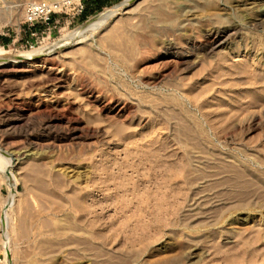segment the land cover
I'll return each instance as SVG.
<instances>
[{"label":"rangeland","instance_id":"374dc122","mask_svg":"<svg viewBox=\"0 0 264 264\" xmlns=\"http://www.w3.org/2000/svg\"><path fill=\"white\" fill-rule=\"evenodd\" d=\"M124 1L125 0H67V2L65 4H63L58 10H56V12L52 13L48 18H38L35 20H31V18H29V16H28V8L31 5L41 3V2L52 3V2H54V0H37V1H33V0H0V65H14L17 63L28 62V61H29L28 63H30V64L31 63H37L38 65H41V63L46 61L48 58L52 59V60L55 59L56 63L59 62L58 64L59 65L61 64L60 66L63 65V67H65L69 71L72 70V72H74V70L75 71L77 69L80 70V72L77 70L78 72L76 71V73H80L81 79H84L87 82V84L89 85V87L93 88V90L95 92H97V94L103 93V95H105L107 93V91H109L110 93H108L109 95L107 94L108 96L117 95V97L122 96L124 98L127 95L125 97V99L126 98H133L134 101L131 99H129V100L127 99V100L130 101L132 104H134V106L136 107L135 109H136L137 113H139L140 116L145 114V115H143V118H141L142 121L140 123H138V121H137L136 124H134L135 121H133V122L131 121L133 124L132 123L129 124V122H127V123L125 122V123H119V124H121V126H120V125H118V123L116 124V122H113L114 124H116L118 126V129L120 128V130L122 129L121 127L125 126V128L123 127L124 129H126L125 134L127 135V133H128V136H125V138L127 139V140L125 139L126 141L125 140H123V141L119 140L118 138H116L118 136H115V138H113L114 137L113 136L114 131H116V132L119 131L116 128L117 126L114 127V124L110 123V122L109 123L103 122L104 118L100 114L95 113L96 110L94 111L89 105H87L84 102L83 98H81L82 95L80 94L81 92L79 93L80 87H78V84L74 82V84H75L74 85L72 82L70 84L71 86L69 87L71 91H69V88H68L66 90V93L68 91L67 94L70 95V96L69 95L68 96L73 101L76 100L75 106H74L76 108L75 111L79 112V113L77 112V115L80 114V116L79 115L78 116L80 118L82 117L81 119L84 121V123L87 124V122H88L87 125L88 126L90 125L91 128H100V129L107 130V131L111 130L112 128H116V130L112 129L113 131L111 130V133L109 135H107L110 138L113 136L112 137L113 139L109 140V144H108V142H104L106 145L104 143H101L96 147L92 146L93 147L92 148L89 144L90 143L89 138H82V139H78L75 137L73 138V136L70 137L69 136L70 134L68 132L66 133L64 130L55 129V131H54V129L49 128V126L48 127L45 126L46 124L44 125V115L42 114V111H41L42 109L36 108L37 107L36 103L38 101L35 99V95H34L37 93V90L40 88V86L37 85V84H39V81L41 79V78L38 79L39 74L41 77V74L43 75V73L37 72V73L30 75L29 77H23V78L22 77H15V78L14 77H10V78L7 77V78H5L6 81L8 80V82H4V83L6 85H8V88L10 87L11 89L10 90L8 89L4 93L3 91H1V88H0V108L1 107L3 108V109L1 108L0 111L7 112V113L9 112V114L11 113L10 115L13 117L12 119H14L16 122L15 125L19 126L22 124V122L24 123L25 120H26V123H25V126H24V124H22V126H20L21 128L18 126L15 127L14 125L9 126L11 122L7 121V123H6V120L3 118L4 119V121H3L2 117L0 116V137L2 136V134L4 135V133H5V135L2 137L7 138V140L10 139V140H8V142L12 143V145H14L13 147L18 146V147H16V149H18L21 146L20 147L21 149L19 148L18 150H23L25 148L24 149L25 151L23 150L20 152H26V150H27L26 148L30 149L31 144L34 142L40 143L41 145H42V143L47 144L49 147L47 145H42V146H44L43 149L45 148L44 150H46L47 152L49 151L50 155L51 154H54V155L57 154V155H59V157L55 155L54 158H56V157H58V158L55 160H54V158L51 159V160H53V162L52 161L48 162V160H46V162L49 164L48 165V164H46V162L44 160H41L37 157L34 158L33 156H30L29 154L22 155L20 157L21 158L20 159L21 161H20V160H16V158L14 156H9L8 154L3 155L1 153L2 156L5 157V159L9 161V163H7L5 168L1 171L0 178L3 175H5L7 172H9L10 170L13 171V173L15 175V179H13L10 184L11 185L15 184L14 189L16 191V196L14 198V202H13L12 206H10V208H8L7 205H8V201H9V197H10V187L5 182H3L0 185V264H23L24 261H26V258H27V260L30 258H33V257L39 258L40 255L38 256V254L41 252L40 249H42V250H43V248L48 249L51 246V245L47 246L46 244L43 245L41 243V242H44V240H46V236L48 238L50 237L49 238L50 240H53L55 237L54 240L57 242L56 235L54 236V235H52V232H50V230L51 229L53 230V228H50V230H49V226H51L53 224V226H51V227L55 228V225H54L55 222L54 221H58L63 217H59V219H58V217L57 218H52V217L50 218V216L48 217V215L52 211V210L50 211V209H52V207L54 209H55V207H56V209L61 208V207L63 209L66 208L65 211L68 212V214L66 212V214H67L66 217L67 218L69 217L68 219H69V222L71 224L70 223H69L70 225L67 224L66 228H64V230H63L64 232H67L66 234L63 232V234L66 235V237H64L65 235L63 236V238H64L63 243L65 242V244H67V245H66V247L63 245L64 252H62L61 254L60 253L54 254L55 251H53V250L54 249L57 250V247L55 248V245H54L55 241H53L52 246H51L52 248L50 247L51 249L49 248V250L45 249L47 251V254L45 253L46 255L44 254V256H47L46 257L47 259H45V257L42 259V256H43L42 255V256H40L41 257L40 259H42V261H40V259H39V263L41 262L42 264H44V262L47 261L45 264H89V263H86V259H84L82 257L80 259V256H78V254L75 250L76 247H74V246H76L77 241H79V242L81 241V242H83V244L85 241L87 242V245L86 244L83 245V248L85 250L89 251V249H91L90 251L92 252L96 248V249H99L102 254H103V252L105 253V251L107 250L106 254L108 253V254L112 255L114 258H116V256L121 257L120 256L121 253H123L122 255H124L125 252H127L126 251L127 249L125 247H123L124 246V242H123L124 240H122V239H120L117 242H113V244H110V245H104L103 243H101L102 241H100V240L99 241L98 240L97 241L92 240V238H90V237H94L96 232H98L97 228H94V227L92 228V225L95 222V219L93 217H89V218L86 217L87 219L86 218H80V217H83L82 214H84V216H85V212H80L81 213L80 214L79 212H77L78 210L76 208L73 210V207L75 204H73L72 202H74V203L77 202L78 204H80L83 202L82 197L83 198L87 197V199H84L86 201V204H85L86 207L90 206V204H93V203L99 204L100 201H103L102 200L103 199L102 198L103 192H101V189H99V188L101 187L102 189H104V185L102 183H103L105 177H104V175H102L104 178L102 176L98 177L96 174H94V172H95L96 168L98 167V165L100 166V161L103 159L102 155H103V157L105 156V154H103L104 152H106V154H108V155H111L110 158L113 160L114 154L116 156V154L118 153L117 155H119V157L121 158L123 156V154H122L123 151H125L126 149H127V151H129L130 149H131L130 151H133L132 150V149H134L133 146L141 145V143L144 142V143H142L143 145H141L142 148H140V149H143L145 147L143 150H146V151H149L148 149L153 150V149H155L153 147L157 148V147H159V145H160V147L166 146L168 149L167 151L170 150L169 154L172 155L171 152L173 153V155L171 157L172 162L175 161V164H177L179 166L178 169L180 167H182L181 169H179V171L180 170L182 171V169L184 167H186L187 162L189 163V160H187L188 156H185L184 153L187 155V153H190L193 151L191 153L192 156H194L196 154L194 157H198V158L203 157L204 159L206 158V160L208 159V156L210 157L211 155H212V157L215 156V157H213L214 160L217 159L216 156L219 157V159H217V161L226 164V166L225 167L220 166V168L217 167L220 170L215 169L214 170L215 173H216V171L217 172L219 171L216 174H220V172H223L222 170H224V172L226 171V173H228V172L230 173L234 170L236 164H240V163L244 164L245 163L247 166L244 164V167L246 166L245 168L249 172L252 171V172H250L251 175L253 174V177L251 176V178H253V179H249L250 176L245 177L246 179L248 178V180H251V181L253 180V183H254L253 185H255V178H257L256 176H258V179H260L262 177L261 179L264 180V55H263L264 54V49H263L264 46L262 48V45L264 44V41H263L264 32H262V31H264V30H261V28H258V29L254 28V27L251 28V26L249 25L250 21L257 20L256 18H257L258 13H256V12L259 9H262L264 7V0H244V1H248V3L253 2V5H252L253 7L251 6V8H252V9H250L251 11L250 10H246V11L245 10H241V11L237 10L238 12L237 11L235 12V10H233V8L229 7L230 4L227 3L228 0H219V1L216 0V3L218 4L219 8L222 7V9L225 10L224 13L227 11V13L230 14V15L228 14L230 16V17L228 16V18L229 19L232 18V20H236L240 24L241 30H240L239 37H235L234 40L231 39L232 42H231V40L229 42V44H230L229 46H230L231 50H227V49L222 48L221 50H218L217 52H215V54H213L214 56L211 55V56L206 57L203 61L204 63H201L202 61L194 60L196 58V57H194L193 58L194 64L188 70L187 69L185 70V67L181 68L182 67L181 66L177 69L178 72H176V74H175V76H177L176 78H173V79L172 78H168V79L166 78V80L164 78L162 80L163 82L161 81L156 86L150 85L151 87H149V85L145 86L147 84H143V82H141L136 76L135 77L138 80H136L134 78V70L132 69L133 68L132 63H133V60L135 58L134 57L135 55H133L131 51H130L131 54L127 53V51L129 52L130 48L126 43L125 36L123 34L125 33V35H126V32L128 30L132 29L131 28L132 26L134 28L135 24H136L135 30H140V28H142V26H144V25L140 26L142 24V21H144V20L146 21V19L147 20L153 19L152 20L153 23H151V24L149 23V26L152 25V28H154L153 31H155V33H157V34L159 33V35H157L158 37L163 36V34H161V33H164L162 31V28L164 26L163 25L164 21L166 23L167 20L173 15V13L176 12V9L180 10L181 7L183 8L182 3L186 4V2H190V0H188V1L184 0L185 2H183L182 0H169V1L165 0V1H163L165 3V4L163 3V5H161L162 1H160V0H130L129 5L123 9H121L114 16L115 18H112V20H110V22H109V25L113 24L112 26L115 25L114 23L118 22L119 24L116 23L117 24V26L115 25L116 27H118V26L120 27V26L124 25V27H120V28L118 27L120 29V31H119V29H117L119 32H116L117 33L116 36L118 35V33H120V35H118V37H120L122 34L123 35V36H121L122 38L120 37V39H119L117 37V39L114 40L110 44L105 41L104 34H103L105 32V29L107 28V26H105L102 30L98 31L97 33H94L91 35L86 34V37L83 38L81 41L75 36V33L85 23L92 20L93 17L94 18L97 17L100 13L104 12L105 10L110 9L112 7H115ZM241 1H243V0H241ZM81 4L84 7V10L82 12H80V5ZM87 7L89 8L88 11H86ZM99 7H101V8H99ZM225 8H228V9H225ZM231 9L234 12L231 11ZM243 11H245V12H243ZM166 13H167V15H166ZM168 14H170V17H168L169 16ZM231 14H233V16ZM236 14H237V16L238 15L239 16L237 17ZM240 14H241V16H240ZM154 15L155 16L159 15V16L155 17ZM242 15L244 16V18ZM166 17H168V18H166ZM202 17L203 16H200L198 18V20H196V22L194 21V24H192L188 28V29H190V30H188V32L193 34L195 37H197V35H200V32H199L200 30L205 29V27L208 28L210 26L211 22L213 24V21H211L209 23V21L207 22L206 19L202 18ZM239 17H241V18H239ZM156 18H158V19H156ZM162 18H166V19L162 20ZM240 20L241 21L243 20V21L241 22ZM156 21H157V23L162 22L161 23L162 25L160 23L158 25L156 23ZM202 21H204V22H202ZM111 22H112V24H110ZM123 22L125 24H123ZM197 22L200 25L197 24ZM205 22H207V23L204 24ZM145 23H143V24H145ZM244 23H245V25H244ZM132 24H134V25H132ZM153 24L154 25L157 24V25L153 26ZM201 24H203L205 26L204 27L202 26L203 28H201ZM128 25H129V27L127 28ZM247 25H249V27H247ZM194 26H196V27H194ZM121 28H123V29L121 30ZM196 28H198V29L194 31L193 29H196ZM155 29H157V30H155ZM191 29L193 30L194 33L192 32ZM249 29H251V30H249ZM247 30L249 31L248 33H247ZM197 32H198V34H197ZM254 32H255V34H254ZM173 33H174V30H173ZM175 33L173 34L174 36H176L175 42H176V40L179 39L176 42V44L177 45L179 44V46H181V45L184 46L183 40L181 39L182 38L181 33L180 32H175ZM246 33L248 35L250 34L249 38H248V35ZM252 33H253V35H255L254 36L255 39L257 38L258 41L253 38ZM102 35H103V37H102ZM121 39L125 40L124 42L126 44ZM259 39H261V40H259ZM180 40L182 41L181 43H179ZM256 41L259 43L257 44ZM253 42H255L257 45H260V46H258L259 50H260L259 52H257L256 50L254 51L253 44H255V43H253ZM109 45L113 47L112 50H111V47H109ZM247 45H249V48L252 46L250 48L251 50L248 49V47H246ZM114 47H117V54H115L116 51H115ZM231 47L232 48L234 47L235 49L234 48L232 49ZM83 50H87L89 52H92V55L95 54V58L96 57L98 58V60L96 59L97 64L99 63L98 65L96 64V66L98 67L97 69H96V67H95V69H93L92 67L88 66V67H86L87 68L86 71H84L85 65L83 66V64H86V63L88 64V61H87L86 57L81 55L82 54L81 51H83ZM109 50H111L112 53H109L110 52ZM130 55H133V56L130 57ZM124 60L126 62L129 61L132 63L123 62ZM223 61H225V63ZM218 63H220V65L224 64V67L226 69L224 67L223 68L227 71H230V72H232V69L234 72V71H236V69L237 70H239V69H242V70L246 69L247 70V68H248L249 70L257 69V71H258L257 74L261 73V75H259L260 78H257V79H253L251 77L245 78V77H247V75L243 74V73H240L241 75H239V77L237 76L238 78L237 77L233 78L232 76H231L232 78H228V77L213 78V77L217 76V73L215 70L217 69V67H219ZM129 64H130V66H129ZM215 64L217 66H215ZM225 64L229 67L227 68L225 66ZM78 65H80V66H78ZM100 65H102V66H100ZM208 65H209L208 68L211 71L207 68ZM241 65L244 66V69H243V66L241 67ZM77 66L80 68H77ZM131 66H132V68L130 69ZM99 67H100V71H98V72L104 71L103 74H101V75L97 72V70H99ZM245 67H247V68H245ZM72 68H74V69H72ZM214 68H216V69L214 70ZM229 68H231V70H229ZM130 70L132 71V73ZM203 70H205V72L207 70L206 73L208 75L204 74V73H203V75L202 74L200 75V73H202L201 71H203ZM242 70H240L239 72H241ZM251 71H250V73L253 74ZM81 72H83V73H81ZM96 72H97V74H96ZM226 73H228V72H226ZM82 74H84V75H82ZM242 74L244 75V77L242 76ZM80 75H77L78 77L75 76L74 78L79 79ZM74 78H73V81H75ZM0 79L5 80L1 76H0ZM32 79H33V81L31 82ZM1 80H0V82H2ZM253 80L255 82H253ZM34 81L37 83L35 84ZM256 81H258V82H256ZM28 85H29V87H28ZM90 85H92L93 87ZM172 85L174 87H175V85H178L177 86L178 90H180V91L183 90V93H182V91L180 92V91L176 90L177 87L174 88ZM34 86H36L37 88ZM74 86H76V87H74ZM96 88L99 90H97ZM173 88H174V90H172ZM16 89H19V90L16 91ZM206 89L208 91H206ZM20 90H21V94H19ZM118 91H120L122 94H120V92H118ZM176 91H177V93H175ZM2 92L4 94H2ZM7 92L9 95L7 94ZM9 92H11L12 94H10ZM33 92H34V94H33ZM116 92H118V93H116ZM75 93L78 94L76 96L77 99L74 96ZM201 93H202V95H201ZM16 94H18L20 97L17 96ZM30 94H33V96L31 97ZM15 96L17 98H15ZM249 96H251V97H249ZM72 97H74V98H72ZM117 97H114V98H117ZM121 98H117V99H121ZM251 98H252V100L254 99L253 101L251 100L253 108L250 104ZM29 102L31 104H29ZM33 103H35V105ZM136 103L137 104L139 103L138 104L139 106ZM16 104H17V106H16ZM249 105H250V107H249ZM141 106L142 107L144 106V107L142 108ZM22 108H24V109H22ZM141 109H143L144 111H142ZM240 109H242V110H240ZM15 110L16 111L17 110L23 111L26 114V116L28 117V119H24V121H22L23 120L22 118L16 120L15 117H17V116H15V113H16ZM35 110H36V113H34ZM37 110H39L41 112H38V114H37ZM175 110L178 111V114ZM238 110H240V111H238ZM172 111H175V112H172ZM163 112H165V113H163ZM179 112H181L182 115ZM31 113L32 114L34 113L33 117H31V115H32ZM158 113H160V114H158ZM171 113H173V114H171ZM29 114H30V117H29ZM35 114L37 115V118H36ZM39 114H40V116L42 115L41 116L42 118L39 116ZM169 114H171V115H169ZM179 114L181 115L180 118L176 117V119H175V117H173V118L171 117V116H177V115L179 116ZM159 115H162V116L160 117ZM232 116H233V119H232ZM167 117H168V119H167ZM29 118H31V120ZM91 118L92 119L94 118L95 122H92L94 120H91ZM159 118L162 120H160ZM32 119L34 122H32ZM42 119H43V121H41ZM28 122H29V124H28ZM99 122L102 123L103 125L100 124ZM187 122H189V123L187 124ZM194 122H195V124L197 123V125L193 124ZM198 122H200V123L198 124ZM104 123L106 124V126H104L105 125ZM26 124H28V125H26ZM109 124H111L112 126H110ZM126 124H128V127ZM189 124L190 125L192 124V126H190ZM200 124H202V126ZM93 125H94V127H93ZM97 125H98V127H97ZM101 125L103 127H105L106 129L103 128ZM129 125H131V126H129ZM136 125L138 128L136 127ZM185 125H187L188 127L190 126L189 129L187 128V126L185 128ZM193 125L196 126L197 128L202 127V129L198 128L199 132H201V133H198L200 135H197V133H196L197 128L194 127ZM6 126H7V129H6ZM173 126H174V128L176 127L174 130L172 129ZM205 126H206V129H205ZM211 126H212V128H216V129L210 128ZM219 126H221V127L219 128ZM223 126L225 127L224 128L225 131L227 130V128L228 129L230 128V129L227 130L226 132H224V130H223V132H224L223 133L222 132ZM8 127H10V128H8ZM132 127H133V129H131ZM182 127H184V128H182ZM153 128H154V130H151ZM217 128L219 131H217ZM49 129H50V132H49ZM127 129H128V131H127ZM130 129L132 130V132ZM170 129H171V131H170ZM176 129H178V130H176ZM179 129L181 132L185 130L184 131L185 135L181 134ZM181 129H183V130H181ZM220 129H221V131H220ZM156 130H158V131L160 130V132H155ZM175 130L178 131V135L180 134L179 138H177V141H176L177 135L175 136V134H177V133H175L176 132ZM189 130L191 131V133ZM192 130L194 131L193 135H192ZM205 130H207V131H205ZM153 131L155 132L154 134H153ZM172 131L174 132V134ZM216 131L219 132V134L216 133ZM149 132H151V133H149ZM220 132H222V133H220ZM187 133H188V135H187ZM195 133H196V137L194 136ZM214 133L218 134V136H217L218 139L215 138L216 134H214ZM220 134H222V135H220ZM224 134L227 135L226 138H224L225 137ZM45 135H47V136H45ZM121 135L123 136V134H121ZM129 135H130V138L128 139ZM148 135L151 137V140L149 138H147ZM155 135H156V137H155ZM186 135H187L188 139H186L187 138ZM207 135H209L208 137H210L212 140L208 141L210 138H208ZM214 135H215V137H214ZM180 136H182L181 139H180ZM183 136H185L186 138ZM189 136L192 138H189ZM198 136H199V138H198ZM200 136L202 138H200ZM221 136H224V137H222L223 141L221 140ZM121 137H119V138L121 139ZM174 138H175V140H174ZM182 138L184 139V141H186V143L191 142V143H189L190 146H189V144H186L182 140ZM207 138H208V140L205 141V139H207ZM143 139H144V141H143ZM152 139H154V140H152ZM155 139L157 140L159 145L155 144L154 146H152L150 148V144L148 143V141H155L156 142ZM189 139H192L193 141H191ZM196 139L199 141V143ZM214 139H216V140L214 141ZM219 139H220V141H219ZM137 140H141L142 142L140 143ZM178 140H179V142H178ZM203 140L205 141V143ZM47 141L49 144L47 143ZM49 141L52 144L54 143V145H52ZM84 141H85V144H84ZM133 141L134 142L136 141V142L134 143ZM145 141H147V142H145ZM201 141L203 142V144L201 143V145L204 148L201 145H200V147H202V151L204 150L203 151L204 153L200 150L201 148L199 147V144ZM111 142H114V143L112 144ZM126 142L129 144L131 142L132 145L130 144V146H128V144H126V146H125ZM206 142H208V143L210 142V145H208V143H206ZM180 143H181V145H180ZM87 144L89 147L86 146ZM163 144H165V145H163ZM100 145H102V146H100ZM145 145H148V146H145ZM179 145L181 148L179 147ZM182 145L184 148H182ZM211 145H212V147H211ZM52 146H54V147H52ZM83 146H85V147H83ZM186 146L188 147L187 149H186ZM207 146L210 148H213V150L212 149H210L211 151L209 149L207 150V148H208ZM86 147H88L89 149L88 148L86 149ZM125 147H127V148L125 149ZM139 147L140 146H135L134 151H143V150H139ZM195 147H196V150H195ZM50 148H51V150H50ZM193 148L195 151L193 150ZM205 148H206L207 152H205L206 151ZM90 149L93 151H91ZM189 149H190V152H189ZM53 150L55 152H53ZM82 150H83V152H82ZM199 150H200V152H199ZM57 152L58 153L60 152V153L58 154ZM196 152H198V153H196ZM206 153H207V156L204 157L203 154H206ZM98 155H100V156H98ZM28 156H29V158H28ZM112 156H113V158H112ZM182 158H184V159H182ZM209 159L211 161L213 160L211 157ZM233 159L235 162L234 161L231 162V160H233ZM237 159H239V160H237ZM120 160L115 161V162H121ZM185 160H187V161H185ZM221 160H223V161H221ZM237 161H239L240 163ZM41 162H42V164H41ZM43 163L46 164V166ZM182 163H184V164H182ZM227 164H229V166ZM52 165H54L56 167L68 168V175L64 176L62 174H58V172H57L58 169L52 170V173L54 172L52 175L49 174V173H51ZM223 167H224V169H223ZM48 168L49 169L51 168V169L48 170ZM77 168H81V170L89 172V176H87L88 179H84L83 182L80 179L76 181L75 176H77V175H73L74 172H72L71 170H73V169L76 170ZM230 168L232 170H230ZM248 168L251 170H249ZM186 169H185V172H186ZM179 171H178V173H179ZM182 172L180 174L176 173V175L178 174V176L175 175L173 178L174 182H172V184H174L175 188L173 185H172V187L174 189H178V187H179V189H180V187L182 186L181 187L182 191H185L186 194H188V196L186 195L187 196L186 200H188L189 195L192 194L191 191L193 190V188L199 189L200 184L199 185L197 184L198 187L196 185L195 187H192V188L190 187L192 190H188L187 188L189 186L185 187L186 186V183H185L186 179H185V181H183L184 177H186L187 172L186 173L185 172L182 173ZM55 173L57 174V176L59 175L60 178L57 176L54 177ZM179 175L183 176V177H181L183 180L180 178ZM52 176L54 178H52ZM216 176H219V175H216ZM177 177H178V179H177ZM97 178H99V179H97ZM175 178H176V180H175ZM57 179L59 181H57ZM178 181H179L180 185L177 184ZM246 181L247 180H245V182ZM60 182H62L61 185H59ZM78 182H79V184H76ZM100 182H102V183H100ZM247 182H249V181H247ZM57 185H59L60 187L62 186V187L59 188V186H57ZM256 185H255V187H256ZM76 186H78L79 188ZM83 187H84V189H82ZM252 188H253V186H252ZM80 189H82L83 191L81 192ZM185 189H187V190H185ZM75 191L80 192V193H75ZM72 192H74L75 194ZM86 192H88V193L86 194ZM64 193H66V194L68 193V194L66 195ZM83 193H84V196H83ZM70 194H71V196H70ZM78 195L81 197L79 199V200H82L81 202L77 199ZM72 197H74V198H72ZM68 198H70V199H68ZM62 199L64 200V204H63ZM59 200H61L62 202ZM74 200H76V201H74ZM186 200H185V202L187 203V205L185 202L183 203L184 200L181 201L183 203V205L180 207V210H182V211L179 210L178 214L175 213L174 216L170 217L171 219L169 221L171 223L168 221L165 222L166 224L164 225L163 233L160 236H156L153 240H151V242H150L151 244L148 246L147 251L145 252V254H143V256L140 259L141 260L140 264H143V263L144 264H148V263H150V264L151 263H158V264L160 263L161 264V263H164L165 261H171L172 262L171 264H231L230 262H232L233 260H231L229 258H228L229 261L224 260L225 255H226V254L224 255V251L228 250L227 248H230L233 245L232 243L234 242V240L237 239L238 234L241 233L242 236H244V237H251V236H253L252 232H251V234L249 233L251 231V228L252 229L255 228L254 230H252L254 232L256 230V228L260 229L262 226H264L263 225L264 224V221H263L264 218H262V217H264V212H262L263 215L262 214L259 215V213H256V214L253 212L247 213V211H246V213L244 212L245 214L243 213L241 215L240 214L238 215L239 219H245L248 216H244V215H246V214L249 215V219L247 221L244 220L246 222L244 225L238 226L236 224V223H240V222H234L233 224L230 225V228H233L235 230H236V228H235L236 225L238 228V230H236L235 232L232 229L231 232L235 233L233 235L227 236L226 235V232H227L226 229L222 230V228H218V230H217V228L208 227L205 229L199 228V230H191V229L187 228L186 226H183L184 225L183 222L180 221V219L184 215L183 213H185L188 209L187 206H188L189 201H186ZM58 201L60 202V204ZM66 201L70 205H72V204L73 205L70 206L67 203H66L67 204L66 205L65 204ZM70 201H72V202H70ZM60 205H61V207H60ZM65 205H66V207H65ZM184 208H186V209H184ZM70 209H72V210H70ZM75 210H76V212H75ZM42 212H43V214H40ZM72 212L74 213V216L72 215ZM4 213L7 215H5ZM76 213H78V214H76ZM181 213H182V215L180 216ZM258 215L259 216L262 215V217H261L262 219L259 218ZM72 216L74 219L72 218V220H70V218ZM254 216H255V218H254ZM2 217H4L5 223L2 222ZM76 217H78L79 220L82 219V220H80L81 223L78 219H76ZM34 218H36V220ZM251 218H252V220H251ZM32 219H34V220L31 221ZM54 219H57V220H54ZM75 219L77 220L78 223L75 221ZM83 219H85L86 225H85V221ZM182 220H183V218H182ZM30 221L33 222L34 225H35V223L38 224L36 226L40 227V229L38 231L39 234L37 233L36 235L33 236V229L32 228L34 225H31ZM73 221H75L74 224L72 223ZM83 221H84V223H83ZM181 222H182V224H181ZM48 223H50V225H48V227H46ZM29 225H31V226H29ZM256 225H259V226H256ZM41 226H42V228H41ZM227 226L225 228H227V230L228 229L231 230L229 228V225H227ZM77 228H78V230L79 229H82V230H80L78 232V230H76ZM243 228H245V231H243L244 230ZM248 228H250V229H248ZM46 229H47V232H46ZM208 229H211V230H208ZM246 229H247V231H246ZM40 230H42L41 232H43V233H41ZM73 230H74V233H73ZM190 230L192 231V233L194 232V234H191ZM221 230H222V232H221ZM28 232H30L33 237L29 233V234H27V236H29L27 239L26 233H28ZM197 232H199V234ZM103 233H106V231L104 230ZM48 234H49V236H48ZM67 234H69V237H67L68 236ZM195 234H197V235H195ZM44 235H46V236H44ZM50 235H52V236H50ZM188 235L191 238L194 236L193 238L197 242V245L190 243L189 240H188L189 243L186 241L189 238ZM72 236L75 237V239H76V240L74 238L72 239V240H75L74 242L71 240ZM76 237H78V238H76ZM226 237H228V238H226ZM38 238L39 239L42 238L44 240H40V242L37 243ZM199 238H200V240L198 241ZM35 239H37V240H35ZM24 240H26V241H24ZM29 240H30V242H29ZM90 241L92 242L91 245H89ZM68 244H69V246H68ZM215 244H218L220 246L215 245ZM45 245H46V247H45ZM102 245H104V246H102ZM227 245H229L230 247ZM36 246H38V248H40L39 249L40 251L38 253H37L38 248ZM87 246H89L90 248L89 247L87 248ZM92 246L94 248H92ZM194 246H197L196 253L198 254V256H196L195 258H190V254L192 253ZM213 246L215 248L217 246V248H219V250L222 249V252L218 253L219 250L217 252ZM220 247H222V248L220 249ZM35 248H37L36 249L37 251H35ZM15 249L17 250V252ZM33 249L36 252V254H35V252L33 254L30 253V251ZM104 249H105V251H104ZM257 249L259 251V252L257 251V253L261 252L260 254H262L263 259H264V253H263L264 252V245L258 244ZM24 250L26 252H24ZM48 251H50L51 253L54 252V253H52L53 256ZM72 251H75V252L71 253ZM69 252L71 254H73L74 256H76L75 258L77 260L74 257H72ZM21 253H23V254H21ZM25 253H27V254H25ZM28 253H30V254L28 255ZM63 253L65 254V256ZM66 253L67 254L69 253L70 257H72V258L66 257V255H67ZM24 254L28 257H26ZM48 254H49V256H48ZM55 255L57 258L55 257ZM21 256H22V258H21ZM23 256H25V257H23ZM29 256H31V257H29ZM62 256L64 258H67V259L61 258ZM77 256L79 258H77ZM223 256H224V258H223ZM227 257H228V255H226V258ZM232 259H234V258H232ZM238 260L239 261H237V258H235V260H234L235 262H233V263L234 264H237V263L244 264V263L248 262V260L245 262H242L240 260V258H238ZM115 261H117V259ZM249 261L250 262H248L247 264H254L251 261V259ZM26 263H27V261H26ZM255 264H264V262L258 261V263L256 262Z\"/></svg>","mask_w":264,"mask_h":264},{"label":"bare ground","instance_id":"6f19581e","mask_svg":"<svg viewBox=\"0 0 264 264\" xmlns=\"http://www.w3.org/2000/svg\"><path fill=\"white\" fill-rule=\"evenodd\" d=\"M33 1H37V0H33ZM54 1H59V0H54ZM160 1H162V4L161 5H163V3H164L163 1H165V0H160ZM182 1L185 2L184 0H182ZM228 1H227V3L230 4L229 7L230 8H233V10H235V12L237 10H240V11L241 10H245V11L246 10H250V9H252L251 6L253 5V2L252 3H248V1H244V0L243 1H241V0H228ZM129 2H130V0H125L121 4H119V5L115 6V7H112L110 9H107L104 12L100 13L97 17H95V18L93 17L92 20H90L89 22L85 23L75 33V36L81 41L83 38L86 37V34H90L91 35V34L97 33L98 31L102 30L105 26H107V28L105 29V32L103 33L104 34V38H105V41L108 42L109 44L112 43L114 40L117 39L118 35H120V33H118V35L116 36V34H117L116 32H119L120 31L119 28L120 27H124L123 24H125V23L124 22H123V24L121 23L123 26H120V27L118 26L119 27L118 28V27H116L117 24H119L118 22H116L117 24L114 23L115 21L113 22L116 26L115 25L112 26L113 25L112 22L110 23L112 25H109V22H110V20H112V18H115L114 16L121 9L127 7L129 5ZM182 6H183V8L182 7H181V9L179 8L180 10H177L176 9V12L173 13V15L171 17H170V14H168L169 15L168 17H170V18L167 20L166 23L164 21V24H163L164 26L162 28V31L164 33H161V34H163V36H161V37H158L157 36V35H159V33L157 34V33H155V31H153L154 28H152V25L149 26V23L150 24L153 23V21H152L153 19L151 17L150 18L152 20H147L146 19L147 22L145 20L142 21V24L140 26H142V25H144V26H142V28H140V30H135V27H136L135 25L136 24L135 25L132 24V25H134V28L132 26L131 27L132 29L128 30L127 29L129 27V25H128L127 28H126L128 30V31L126 30L127 31L126 32V35H125V33L123 34L125 36L126 43L129 46V48H130L129 52L127 51V53H130L131 54V52H132V54L135 55L134 56L135 58L133 60V63L132 62H129V61H127V62L133 64V68L131 66L130 69L132 68L134 70V78L136 79V77H137L141 82H143V84H147L145 86H148V85H149V87H151L152 85L153 86H156L164 78H165V80H166V78L167 79L168 78H172V79L173 78H176L177 76H175V74H176V72H178L177 69L179 67L182 66L181 68L185 67V70L186 69L188 70L194 64V60L202 61L201 63H204L203 61H204V59L206 57L215 54V52H217L218 50H221L222 48L227 49V50H231L230 49V46H229L230 45L229 44L230 40L231 39L234 40L235 37H239L240 30H241L240 29L239 22L236 21V20H232V18H230L231 19L230 20L228 18V16L230 14L227 13V11L224 13L225 10L222 9V7L219 8L218 4L216 3V0H190V2H186V4H183L182 3ZM228 8H225V9H228ZM233 10L231 9V11H233ZM245 11H243V12H245ZM256 13H258L257 18H256L257 20L254 19L255 21H250V23L249 22L248 23L251 26V28H253V27L254 28H257V29L258 28H261V30H264V7L262 9H259ZM233 14H231V15L233 16ZM166 15H167V13H166ZM158 16H155V17H158ZM200 16H203L202 18H205L207 22L209 21V23L211 21H213V24L211 22L210 26L209 27L207 26L208 28L205 27V29L200 30L199 31L200 32V35H197V37L199 36L197 38L193 34H191L190 32H188V30H190L188 28L192 24H194V21L196 22V20H198V18ZM236 16H237V14H236ZM240 16H241V14H240ZM168 17H166V18H168ZM166 18H162V20L163 19L165 20ZM239 18H241V17H239ZM243 18H244V16H243ZM156 19H158V18H156ZM202 22H204V21H202ZM207 22H205L204 24H206ZM143 23H145V24H143ZM156 23H157V21H156ZM159 23H157V24L159 25ZM157 24H155V25L153 24V26H156ZM197 24H199V23L197 22ZM244 25H245V23H244ZM249 25H247V27H249ZM196 26H194V27H196ZM202 26L204 27L205 25L201 24V28H203ZM117 29H119V31ZM122 29L123 28H121V30ZM157 29H155V30H157ZM197 29L198 28L193 29V30L195 31ZM173 30H174V33L175 32H180L181 33V37H182L181 39L183 40L184 46H182V45L179 46V44L178 45L176 44V42L179 39L177 38L178 40H176V42H175V37L176 36L173 35L174 34L173 33ZM193 30H192V32H193ZM249 30H251V29H249ZM248 32L249 31L247 30V33ZM262 32H264V31H262ZM197 34H198V32H197ZM254 34H255V32H254ZM123 35L121 34V36H123ZM252 35H253V33H252ZM249 36H250V34L248 35V38H249ZM254 36L255 35H253V38L255 39ZM102 37H103V35H102ZM120 37H118V38L120 39ZM121 40H123V39H121ZM125 40H123V42ZM255 40H257V38ZM259 40H261V39H259ZM263 41H264V39H263ZM181 42L182 41L180 40L179 43H181ZM231 42H232V40H231ZM253 43H255V42H253ZM258 43L259 42H257V44ZM257 44L256 43L253 44V49H254V51L256 50L257 52H259L260 50H259V47L258 46H260V45H257ZM263 46H264V44L262 45V48H263ZM109 47H111V50H112L113 47L110 46V45H109ZM246 47H248V49H250L252 46L249 48V45H247ZM114 48H115V51H116L115 54H117V47H114ZM111 50H109L110 51L109 53H112ZM81 53H82L81 55L84 56V57H86V59L88 61V64L87 63L86 64H83V66L85 65L84 66L85 67V70L84 71H86V69H87L86 67H88V66L89 67H92L93 69H95V67H96V69L98 68L96 66L98 58L97 57L95 58V54L92 55V52H89L87 50H83V51H81ZM133 55H130V57L133 56ZM194 57H196V58L193 60ZM55 61H56L55 59L52 60V59H49L48 58L46 61H44L43 63H41V65H38L37 63H31L30 64V63H28L29 61L28 62L17 63V64H14V65H0V76L2 78H4V79L7 78V77H9V78L10 77H14V78L15 77H22L23 78V77H29L30 75H32L34 73H37V72L43 73V75L41 74V77H40V74H39V78H38V79L41 78L40 81H39V84H37L38 86H40V88L37 90V93L36 94H34V92H33V94L35 95V99L38 101L36 103V106H37L36 108L42 109L41 111H42V114L44 115V125L46 124L45 126H47V127L49 126V128L54 129V131H55V129L64 130L66 133L68 132L70 134L69 135L70 137L73 136V138L74 137L75 138H78V139L89 138V140H90V143H89L90 146L91 147L92 146L93 147H96L99 144L104 143V142H108V144H109V140L110 139L112 140L113 138H115V136H118L116 138H118L121 141H123V140L126 139L125 136H128V133H127V135L125 134V132H126L125 131L126 129H124L125 126H123L124 128L121 127L122 129L120 130V128L118 129V126L116 125L117 123H118V125L121 126V124H119V123H125V122L127 123V122H129V124H130L133 121H135L134 124H136L137 121H138V123H140L142 121L141 118H143V115H145V114L142 113L143 115L140 116L139 113H137V111L135 109L136 107L134 106V104H132L130 101H128L129 99L133 100V98H126L125 99V97L127 95L126 96L124 95L125 96L124 98L121 96L123 99L121 97H119V96L117 97V95H115V96L114 95L108 96L109 95L108 93H110L109 91H107V93L105 95H103V93L102 94H97V92H95L93 90V88L89 87V85L87 84V82L84 79H81L80 73H76V71L78 69L76 71L74 70V72H72V70L69 71L68 69H66L65 67H63V65L60 66L61 64L59 65L58 64L59 62L56 63ZM123 62H126V61L124 60ZM223 62L225 63V61H223ZM216 64H215V66H217ZM218 65H219V67H217V69L214 68V70L216 69L215 71L217 73V76L216 77H213V78H221V77H228V78H232V77L234 78L235 77L236 78L237 76L239 77V75H241L240 73H243V74H246L247 75V77H245V78H250L251 77L253 79H257V78H260L259 75H261V73L260 74H257V72H258L257 69H253V70L251 69L252 70L251 71L247 67H245V68H247V70H246V69H244V66L243 65H241V67L243 66V69L244 70H242V69L237 70L236 69V71H234V72H233V69H232V72L225 70L226 68L224 67V64L223 65L222 64L220 65V63H218ZM78 66H80V65H78ZM78 66H77V68H80ZM100 66H102V65H100ZM129 66H130V64H129ZM225 66L227 68L229 67L226 64H225ZM208 67H209V65L207 66V68ZM72 69H74V68H72ZM207 70H206V72H207ZM229 70H231V68H229ZM240 70H242V71L239 72ZM78 71L80 72V70H78ZM98 71H100V67H99V70H97V72ZM250 71L253 74H251ZM97 72H96V74H97ZM103 72H98V73L101 75V74H103ZM201 72L202 73H200V75L201 74L203 75V73L204 74H207L205 72V70H203ZM226 72H228V73H226ZM81 73H83V72H81ZM131 73H132V71H131ZM84 74H82V75H84ZM243 74H242V76L244 77ZM77 75H80V78L79 79L78 78L77 79L74 78ZM73 78L75 79V81H73ZM138 79H136V80H138ZM1 81H2V82H0L1 91H3L5 93V91H7L8 89L9 90L11 89L10 87L8 88V85H6L4 83V82H8V80L6 81V79H5V80H1ZM32 81H33V79L31 80V82ZM72 82H73V84H74V82L78 84V87H80V89L78 87L77 88L79 89V93L81 92L80 93L82 95L81 98H83L84 102L87 105H89L94 111L96 110L95 113L100 114L104 118L105 121L103 120V122H107V123H109V122L110 123L116 122V124H114V123L113 124H114V127L117 126L116 128L119 131L118 132L114 131V135L112 134L114 136V137L112 136L113 138L112 137L110 138L107 135H109L111 133V130L112 129H115L116 130V128H112L111 130H108V131L107 130L100 129V128H91L90 125L89 126L87 125L88 122H87V124H85L84 121L81 119L82 117L81 118L79 117L80 114H78L79 116L77 115V112L78 111L76 112L75 111L76 108L74 107L76 100L73 101L69 97L70 95L67 94L68 91L66 93V90L71 86L70 84ZM253 82H255V81L253 80ZM256 82H258V81H256ZM36 83L37 82H35V84ZM36 86H34V87H36ZM90 86H92V85H90ZM177 86L178 85H175V87H177ZM28 87H29V85H28ZM74 87H76V86H74ZM174 88L172 90H174ZM17 90H19V89H16V91ZM97 90H99V89H97ZM176 90H178V87H177ZM69 91H71L70 88H69ZM178 91H180V90H178ZM181 91L183 93V90H181ZM206 91H208V90L206 89ZM3 92H2V94H4ZM118 92H120V91H118ZM118 92H116V93H118ZM9 93L12 94L11 92H9ZM175 93H177V91ZM7 94H8V92H7ZM19 94H21V90H20ZM33 94H30L31 97L33 96ZM120 94H122V93L120 92ZM16 95L19 96L18 94H16ZM77 95L78 94L75 93L74 96L76 97ZM201 95H202V93H201ZM113 96L114 97H117V98H121V99L114 98ZM249 97H251V96H249ZM15 98H17V97L15 96ZM72 98H74V97H72ZM76 99H77V97H76ZM251 100H252V98L250 99V102H251ZM29 104H31V103L29 102ZM33 104L35 105V103H33ZM250 104L252 106V102ZM16 106H17V104H16ZM249 107H250V105H249ZM252 108H253V106H252ZM22 109H24V108H22ZM141 110L144 111L143 109H141ZM240 110H242V109H240ZM240 110H238V111H240ZM41 111L37 110V114H38V112H41ZM175 111H172V112H175ZM176 112L178 114V111H176ZM34 113H36V110H35ZM34 113L33 114L31 113L32 114L31 117H33ZM163 113H165V112H163ZM179 113H181V112H179ZM10 114H9V112L7 113V112L0 111V116L2 117V119L4 118L6 120V123H7V121L11 122L9 126H11V125L13 126L14 125L15 127H17L18 125H15L16 122H15L14 119H12L13 117ZM158 114H160V113H158ZM171 114H173V113H171ZM171 114H169V115H171ZM181 115H182V113H181ZM181 115L179 114V116L177 115V116H171V117L172 118L175 117V119H176V117L177 118H180ZM15 116L18 117V118L15 117L16 120H18L20 118L23 119L22 121H24V119H28V117L26 116V114L23 111H21V110H17L16 113H15ZM39 116H40V114H39ZM159 116L161 117L162 115H159ZM29 117H30V114H29ZM36 118H37V115H36ZM94 118L93 119L91 118V120H94L92 122H95V119ZM4 119H3V121H4ZM29 119L31 120V118H29ZM167 119H168V117H167ZM232 119H233V116H232ZM160 120H162V119H160ZM41 121H43V119ZM32 122H34L33 119H32ZM25 123H26V120H25L24 123L22 122V124H24V126H25ZM188 123L189 122H187V124ZM199 123L200 122H198V124ZM22 124L19 125L18 127L22 126ZM28 124H29V122H28ZM28 124H26V125H28ZM100 124H102V123H100ZM193 124H195V122ZM109 125L112 126L111 124H109ZM126 125L128 127V124H126ZM195 125H197V123ZM200 125L202 126V124H200ZM104 126H106V124ZM129 126H131V125H129ZM186 126L187 125H185V128H186ZM190 126H192V124ZM93 127H94V125H93ZM97 127H98V125H97ZM136 127H137V125H136ZM189 127L187 126L188 129H189ZM194 127H196V126H194ZM220 127L221 126H219V128ZM8 128H10V127H8ZM103 128H105V127H103ZM154 128L151 129V130H154ZM175 128L173 126L172 129L174 130ZM182 128H184V127H182ZM198 128H197V131L198 132L196 130L195 131H196L197 135H200L198 133H201V132H199ZM210 128H212V126ZM224 128H225L224 126H223V129L221 128L222 129V132H223ZM6 129H7V126H6ZM131 129H133V127ZM199 129H202V127H200ZM205 129H206V126H205ZM212 129H216V128H212ZM221 129H220V131H221ZM229 129L227 128V130H229ZM176 130H178V129H176ZM181 130H183V129H181ZM127 131H128V129H127ZM170 131H171V129H170ZM179 131H180V129H179ZM184 131H182V132L180 131L181 134H184L185 135V132ZM205 131H207V130H205ZM217 131H219L218 128H217ZM217 131H216V133L219 134V132H217ZM226 131L224 130V132H226ZM49 132H50V129H49ZM131 132H132V130H131ZM151 132H149V133H151ZM155 132H160V130L159 131L156 130ZM155 132L153 131V134ZM193 132L194 131L192 130V135H193ZM222 132H220V133H222ZM175 133H177V134H175V136L177 135V137H176V141H177V138H179V135L180 134L178 135V131H176ZM190 133H191V131H190ZM196 133L194 135L195 137H196ZM216 133H214V134H216ZM121 134H123V136ZM173 134H174V132H173ZM218 134H216V137L214 135V137L217 138ZM4 135H5V133H4ZM4 135L2 134V136H4ZM130 135H129L128 139L130 138ZM187 135H188V133H187ZM187 135H186V137H187ZM220 135H222V134H220ZM2 136L0 137V174H1V171L5 168L6 164L9 163V161L6 160L5 157L2 156V154L3 155L8 154L9 156H14L16 158V160H20L21 159L20 157L22 155H24V154H29L30 156H33L34 158L37 157V158H39L41 160H44L45 162H46V160H48V162H51V161L53 162V160H51V159H53L55 157V155L59 157V155H57V154H55V155L54 154H51L50 155L49 151L47 152L46 150H44L45 148L43 149L44 146H42V145H47V144H43L42 143V145H41L40 143H37V142H34V143L31 142L32 144L30 146L31 147L30 149L26 148L27 149L26 152H20V151H23L25 148L23 150H18L21 147L20 146L18 149H16V147H18V146L13 147L14 145H12V143H9L8 142V140H10V139L7 140V138H3ZM45 136H47V135H45ZM190 136H189V138H192ZM201 136H200V138H202ZM208 136L209 135H207V137ZM224 136H221V140H222V137L226 138L227 135L224 134ZM119 137H121V139ZM155 137H156V135H155ZM181 137L182 136H180V139H181ZM183 137H185V136H183ZM147 138H149L151 140V137L149 135H148ZM198 138H199V136H198ZM208 138H210V137H208ZM208 138L205 139V141L208 140ZM186 139H188V137ZM152 140H154V139H152ZM174 140H175V138H174ZM182 140L184 141L183 138H182ZM189 140L193 141L192 139H189ZM210 140H212V139L210 138L208 141H210ZM215 140L216 139H214V141ZM137 141H139L140 143L142 142L141 140H137ZM143 141H144V139H143ZM147 141H145V142H147ZM205 141H204V143H205ZM219 141H220V139H219ZM131 142H130V144H131ZM178 142H179V140H178ZM184 142L186 143V141H184ZM47 143H48V141H47ZM111 143L113 144L114 142H111ZM142 143H144V142H142ZM142 143H141V145H143ZM148 143L150 144V148L152 146H154L155 144L159 145L158 142H157V140H156V142L155 141H148ZM189 143H191V142H189ZM189 143H186V144H189ZM198 143H199V141H198ZM201 143L203 144V142L201 141L200 144H199V147H200ZM206 143H208V142H206ZM84 144H85V141H84ZM126 144H128V146H130L129 143L126 142L125 143V146H126ZM52 145H54V143ZM141 145H135V146H140L139 147V150H143L145 147L143 149H140V148H142ZM163 145H165V144H163ZM180 145H181V143H180ZM180 145H179V147H180ZM208 145H210V142L208 143ZM86 146H88V144ZM100 146H102V145H100ZM135 146H133L134 147V149H132L133 151H130L131 149L129 151H127V149H126L127 147H125L126 150L123 151V153H122L123 154V156L121 157L122 159L119 157V155H117L118 153L116 154V156L114 154V159L113 160L110 158L111 155L106 154V152L103 151L104 152L103 154H105L104 157L101 154L103 159L100 161V166L99 165H98V167L96 166L97 168H96V170L94 172V174H96L98 177L99 176H102V175H104V177H105L104 178L102 176L104 178V181L102 180L103 183L100 182V183H102L104 185V189H102L101 187L99 188V189H101V192H103V195H102V198H103L102 200L103 201H100L101 203L100 202H99V204L93 203V204H90V206L87 205L88 207H86L85 206L86 201L84 199H87V197L86 198H83L82 197L83 202L80 203V204H78L77 202L74 203V202L70 201L73 204H75L74 207H73V210L76 208L78 210L77 212H79V213L80 212H85V216H84V214H82L83 217H80V218L93 217L95 219V222L93 223L92 228L93 227L94 228H97L98 232H96V234H95L94 237H90V238H92V240H95V241H97V240L99 241L100 240V241H102L101 243H103L104 245H110V244H113V242H117L120 239H122V240H124L123 241L124 242V246L123 247H125L127 249L126 250L127 252H125L124 255H122L123 253H121L120 254L121 257L116 256V258H114L112 255H110L108 253L106 254V251L107 250L105 251V249H104L105 253L103 252V254L101 253V251L99 249H96V248L92 252L90 251L91 249H89V251L88 250H85L83 248V245L84 244L87 245V242L85 241L84 244H83V242L77 241L76 242V246H74V247H76L75 250H76L78 256H80V259H81V257L84 258V259H86V263H89V264H140L141 263L140 262L141 261L140 259L143 256V254H145V252L147 251L148 246L151 244L150 243L151 240H153L156 236H160L163 233V231H164L163 230L164 229V225L166 224L165 222H167V221L170 222L169 221L171 219L170 217L174 216L175 213L178 214V211L180 210V207L183 205V203L187 199L188 194H186L185 191H182V189H181L182 186L180 187V189H179L178 186H177L178 189H174L175 186H174V184H172V182H174L173 181L174 176L176 175V173H178L179 169L182 168V167H180L178 169L179 166L177 164H175V161H173L174 163L172 162L171 157H172L173 153L171 152L172 155H170L169 154V151L170 150L167 151L168 149H167L166 146L160 147V145H159V147H157V148L156 147H153V148H155V149L152 148L153 150L148 149L149 151H146V150H143V151H134L135 150ZM145 146H148V145H145ZM187 146H186V149L190 146V144H189L188 147ZM52 147H54V146H52ZM83 147H85V146H83ZM88 147H86V149ZM202 147H200L201 148L200 149L201 151H202ZM211 147H212V145H211ZM182 148H184L183 145H182ZM208 149L209 150L210 149L213 150V148H210V147H208L207 150ZM50 150H51V148H50ZM193 150H194V148H193ZM195 150H196V147H195ZM200 150H199V152H200ZM205 150H206V148H205ZM207 150L205 152H207ZM91 151H93V150H91ZM53 152H55V151L53 150ZM82 152H83V150H82ZM189 152H190V149H189ZM192 152L187 153V155L184 153L185 156H188V159L187 160H189V163L187 162L186 167H184L182 165L184 167L182 169V171L184 170L183 172H185V169L187 168L186 169V172L187 173L185 172L186 173V177H184V180H183L181 178L183 176H180V175L179 176H180V178L183 181H185V179H186V182H185L186 183V186L185 185L184 186L185 187L189 186L187 188L188 190H192L191 188L192 187H195L197 184L198 185L200 184V188L199 189H194L193 188V190L191 191L192 194L189 195L188 200H186V201H189L188 206H187L188 209H187V211L185 213H183L184 211L182 212L184 214L182 216L183 220H182V218L180 219V221H182L183 224H184L183 226H186L187 228H189L191 230H199V228H201V229L204 228L205 229V228H208V227H210V228H217V230H218V228H222V230L223 229H226V231H227V232L225 231L226 232V235L229 236V235L235 234V233L231 232L232 229H233V228H230V225L231 224H233L234 222H240V223H236V224L238 226H240V225L242 226V225H244L246 223L245 221H247L249 219V215H247V214L244 215V216H248L245 219H239V217H238L239 214L241 215L244 212L246 213V211H247V213L248 212H253L255 214L256 213H259V215H260V214H262V212H264V180L261 179L262 177L260 179H258V176H256L257 174L255 175L257 177V178H255V185L257 184L256 187H255V185H253L254 184L253 183V180L251 181V180H248V178L247 179L245 178V177L250 176L249 179H253V178H251V176L253 177V174L251 175V173H250L252 171L249 172L245 168L247 165L244 163L246 165L244 167V164H241L239 161H237V162H239L240 164H236L235 165L233 163L235 165V168H234V170L232 172L226 173V171L224 172V170H222L223 172H220V174H216L219 171L218 172L216 171V173H215V171H214L215 169L216 170H220L219 169L220 166H224V167L226 166V164L217 161V159H219V157L216 156L217 159L214 160L213 157H215V156L212 157V155H211L210 157L213 159L211 161L209 159L210 158L209 156H208V159L206 160V158L204 159L203 157H199V158L198 157H194L196 154L194 156H192L191 155ZM196 153H198V152H196ZM203 155H204V157H206L207 156V153L206 154H203ZM98 156H100V155H98ZM58 157L54 158V160L57 159ZM28 158H29V156H28ZM112 158H113V156H112ZM182 159H184V158H182ZM118 160H120L121 162H115V161H118ZM187 160H185V161H187ZM237 160H239V159H237ZM221 161H223V160H221ZM232 161H234V159L231 160V162ZM41 164H42V162H41ZM46 164H48V163L46 162ZM46 164H44V165L46 166ZM182 164H184V163H182ZM229 164H227V165L229 166ZM217 167H219V168H217ZM224 167H223V169H224ZM51 168H50L51 169V173H49L51 175L54 173V172L52 173V170H54V169H58L57 170L58 174H62L64 176H67L68 175V168L56 167L54 165H52ZM50 169L48 168V170H50ZM230 170H232V169L230 168ZM249 170H251V169H249ZM71 171L74 172L73 175H77V176H75L76 177L75 178L76 181L80 179L83 182L84 179H88L87 176H89V172L84 171V170H81V168H77L76 170L73 169ZM180 171H179L178 174H180L182 172V171L181 172ZM178 174L176 176H178ZM54 175H55L54 177L57 176L56 173ZM216 175H219V176H216ZM54 177L52 176V178H54ZM57 177H59V175ZM1 178H0L1 179L0 180V185L3 182H5L10 187V197H9V201H8V205H7V207L10 208V206H12V204L14 202V198L16 196V191L14 189L15 188V186H14L15 184L14 185L13 184L12 185L10 184L11 181L13 179H15V175H14L13 171L10 170L5 175H3ZM97 179H99V178H97ZM177 179H178V177H177ZM175 180H176V178H175ZM245 180H247L249 182H247V181L245 182ZM57 181H59V180L57 179ZM61 183L62 182H60L59 185H61ZM76 184H79V182L76 183ZM177 184L180 185L179 184V181H178ZM59 185H57V186H59ZM172 185L174 186V188L172 187ZM198 185H197V187H198ZM252 186H253V188H252ZM61 187L59 186V188H61ZM76 187H78V186H76ZM82 189H84V187ZM82 189H80L81 192L83 191ZM187 189H185V190H187ZM72 193H74V192H72ZM75 193H80V192H76L75 191ZM84 193H83V196H84ZM87 193L88 192H86V194ZM64 194H66V193H64ZM70 196H71V194H70ZM72 198H74V197H72ZM80 198L81 197L78 195L77 199L79 200ZM68 199H70V198H68ZM76 200H74V201H76ZM59 201H61V200H59ZM79 201L81 202L82 200H79ZM181 201H183V203ZM66 203H67V201L65 202V204ZM59 204H60V202H59ZM63 204H64V200H63ZM67 204H69V203H67ZM66 205H65V207H66ZM72 205H70V206H72ZM186 205H187V203H186ZM60 207H61V205H60ZM53 209H54L53 207H52V209H50V211L51 210L52 211L50 212V214L48 215V217L49 216H50V218L51 217L52 218H57L58 217V219H59V217H63V218H61L58 221H54L55 222V224H54L55 225V228L54 227H51V226H53V224L51 226H49V230H50V228H53V230L51 229L52 231L50 230V232H52V235H54V236L56 235L57 242L54 240L55 237H54L53 240H50L49 239L50 237L48 238L46 235H44V236H46V240H44L42 238H40V239L38 238V240L37 239H35V240H37V243L40 242V240H44V242H41V243L43 245L46 244L47 246H49V245L52 246L53 241H55L54 242L55 243L54 245H55V248L57 247V250L54 249L53 251H55V253L54 252H52V253H54V254L60 253L61 254L62 252H64L63 245L65 247L67 245V244H65V242L63 243V241H64L63 240L64 239L63 236L67 233V232H64L63 230H64V228H66L67 224H69L70 222H69V219H68L69 217L68 218L66 217V215L68 214V212L65 211L66 208L63 209L61 207V208H57L56 209V207H55V209L54 210ZM184 209H186V208H184ZM70 210H72V209H70ZM180 211H182V210H180ZM66 212H67V214H66ZM75 212H76V210H75ZM182 213L180 214V216L182 215ZM40 214H43V212L40 213ZM76 214H78V213H76ZM5 215H7V214H5ZM72 215L74 216V213L73 212H72ZM262 215L259 216V218H261ZM73 216L70 218V220H72ZM254 218H255V216H254ZM262 218H264V217H262ZM34 219L36 220V218H34ZM34 219H32L31 221H33ZM76 219H78V217H76ZM76 219H75V221L77 222ZM54 220H57V219H54ZM80 220H82V219H80ZM83 220L85 221V219H83ZM251 220H252V218H251ZM75 221H73L72 223L74 224ZM84 221H83V223H84ZM2 222L5 223L4 217H2ZM182 222H181V224H182ZM80 223H81V221H80ZM31 225H34V223L31 222ZM31 225H29V226H31ZM36 225H38V224L35 223V225L32 228L33 229V236L36 235L37 233L39 234L38 231H39L40 227H38ZM48 225H50V223H48L46 227H48ZM85 225H86V221H85ZM227 225H229V228L231 230H229V229L227 230V228H225ZM237 225L235 227L236 230H238ZM256 226H259V225H256ZM41 228H42V226H41ZM245 228H243L244 229L243 231H245ZM248 229H250V228H248ZM254 229L251 228V231L250 232L248 231L250 234L252 232L253 233L252 234L253 236H251V237H244L240 233V234H238L237 239L234 240V242L232 243L233 245L231 247L229 245H227L230 248H227L228 250L224 251V255L225 254L228 255L227 258H226V255H225V258L226 259L223 256V258H224L225 261H227L228 258H229V259L233 260L232 262H230L232 264L233 262H235L234 261L235 258H237V261H239L238 258H240V260L242 262H245L247 260H248V262H250L249 261L250 259H251V261L254 264L256 262L258 263V261L259 262H264L263 256H262V254H260L261 252L260 253H257V251H258V249H257L258 244L264 245V226H262L260 229L256 228V230L253 232L252 230H254ZM76 230H78V228ZM80 230H82V229H79L78 232ZM104 230L106 231V233H103ZM208 230H211V229H208ZM222 230H221V232H222ZM236 230L233 229L234 232ZM41 231L42 230H40V232ZM246 231H247V229H246ZM46 232H47V229H46ZM63 232L65 234H63ZM199 232H197V233L199 234ZM29 233L30 232L26 233V236ZM41 233H43V232H41ZM73 233H74V230H73ZM49 234H48V236H49ZM191 234H194V232L192 233V231H191ZM30 235H31V233H30ZM52 235H50V236H52ZM67 235H68L67 237H69V234H67ZM195 235H197V234H195ZM28 237L29 236H27V239H28ZM64 237H66V235ZM188 237L189 238L186 240L187 242L189 240L190 243H193L194 245L195 244L197 245V242L193 238L194 236L191 238L188 235ZM73 238L75 239V237L72 236L71 240ZM76 238H78V237H76ZM226 238H228V237H226ZM75 240H72V241L74 242ZM199 240H200V238L198 239V241ZM24 241H26V240H24ZM91 241H90V243L88 242L89 245H91V243H92ZM29 242H30V240H29ZM46 245H45V247H46ZM104 245H102V246H104ZM215 245H218V244H215ZM68 246H69V244H68ZM93 246H92V248L95 247V246L94 247ZM218 246H220V245H218ZM36 247L38 248V246H36ZM88 247L89 246H87V248ZM37 248H35V251H37L36 250ZM49 248L48 249L45 248V249L46 250H49ZM221 248L222 247H220V249ZM39 249L40 248H38L37 253L40 250H41V252L38 254V256L39 255L40 256L43 255L42 256V259L44 257H45V259H47L46 258L47 256H44L45 253L47 254V251L44 248H43V250L42 249L39 250ZM215 250L218 252L219 248H217V246H216ZM31 251H30V253H32V254L35 252L34 249L31 250ZM196 251H197V246H194V249L192 250V253L190 254V258H195L196 256H198V254L196 253ZM16 252H17V250H16ZM24 252H26V251L24 250ZM48 252H50V251H48ZM74 252L75 251H72L71 253H74ZM221 252H222V249L219 250L218 253H221ZM30 253H28V255ZM52 253H51V255H52ZM69 253L68 254L66 253L67 254L66 257H70ZM21 254H23V253H21ZM25 254H27V253H25ZM35 254H36V252H35ZM25 256H23V257H25ZM31 256H29V257H31ZM40 256H39V258L38 257H33V258L28 259V260L26 258L27 263H26V261H24V263L25 264H40L41 263V262L39 263V259L41 258ZM48 256H49V254H48ZM64 256H65V254H64ZM71 256L74 257V258L76 257L73 254H71ZM78 256H77V258H79ZM26 257H28V256H26ZM55 257H56V255H55ZM72 257H70V258H72ZM21 258H22V256H21ZM61 258H64V257L62 256ZM232 258H234V259H232ZM42 259H40V261H42ZM64 259H67V258H64ZM116 259H117V261H115ZM46 262H44V264ZM171 263H172L171 261H165L164 263H161V264H171ZM247 263H244V264H247ZM148 264H150V263H148ZM151 264H158V263H151ZM237 264H239V263H237Z\"/></svg>","mask_w":264,"mask_h":264},{"label":"built area","instance_id":"2783aa9c","mask_svg":"<svg viewBox=\"0 0 264 264\" xmlns=\"http://www.w3.org/2000/svg\"><path fill=\"white\" fill-rule=\"evenodd\" d=\"M67 0L54 1L52 3L41 2L33 4L28 8V16L31 20L38 18H48L52 13L56 12ZM84 10L83 5H80V12Z\"/></svg>","mask_w":264,"mask_h":264},{"label":"trees","instance_id":"16d2710c","mask_svg":"<svg viewBox=\"0 0 264 264\" xmlns=\"http://www.w3.org/2000/svg\"><path fill=\"white\" fill-rule=\"evenodd\" d=\"M99 8H101V7H99ZM88 9H89V8L87 7L86 11H88ZM86 11H85V12H86Z\"/></svg>","mask_w":264,"mask_h":264}]
</instances>
